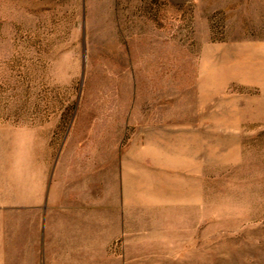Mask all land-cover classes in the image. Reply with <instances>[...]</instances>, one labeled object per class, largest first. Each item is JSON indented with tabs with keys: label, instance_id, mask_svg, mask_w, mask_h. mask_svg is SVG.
Here are the masks:
<instances>
[{
	"label": "rangeland",
	"instance_id": "obj_1",
	"mask_svg": "<svg viewBox=\"0 0 264 264\" xmlns=\"http://www.w3.org/2000/svg\"><path fill=\"white\" fill-rule=\"evenodd\" d=\"M0 264H264V0H0Z\"/></svg>",
	"mask_w": 264,
	"mask_h": 264
}]
</instances>
